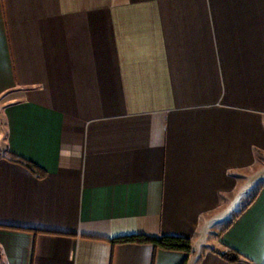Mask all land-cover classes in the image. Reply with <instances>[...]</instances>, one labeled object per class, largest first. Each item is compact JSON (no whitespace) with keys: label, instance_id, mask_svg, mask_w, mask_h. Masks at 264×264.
<instances>
[{"label":"crops","instance_id":"1","mask_svg":"<svg viewBox=\"0 0 264 264\" xmlns=\"http://www.w3.org/2000/svg\"><path fill=\"white\" fill-rule=\"evenodd\" d=\"M257 163L264 0H0V264H264Z\"/></svg>","mask_w":264,"mask_h":264},{"label":"trees","instance_id":"2","mask_svg":"<svg viewBox=\"0 0 264 264\" xmlns=\"http://www.w3.org/2000/svg\"><path fill=\"white\" fill-rule=\"evenodd\" d=\"M12 161L20 162L27 166L32 172L36 173L38 176L43 175V171L36 166L34 163L24 160L22 158L16 157L14 155L8 156ZM114 244L118 243H138V244H152L157 248L169 250V251H180L184 252L189 256L193 252V245L189 238L179 237V236H148L145 234H134L123 237H118L111 239ZM223 256L229 260H236L238 258L237 253L234 251H227L223 253ZM185 260L182 264H186Z\"/></svg>","mask_w":264,"mask_h":264},{"label":"rangeland","instance_id":"3","mask_svg":"<svg viewBox=\"0 0 264 264\" xmlns=\"http://www.w3.org/2000/svg\"><path fill=\"white\" fill-rule=\"evenodd\" d=\"M264 171V163H257L256 165H255V169L253 170V172H254V175L256 176L258 173H261V172H263ZM256 179H255V184H256ZM255 187H256V185H255ZM247 198H249V197H244V201L245 200H247ZM227 217V216H226ZM227 218H225V219H223V220H226Z\"/></svg>","mask_w":264,"mask_h":264}]
</instances>
